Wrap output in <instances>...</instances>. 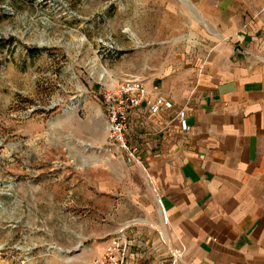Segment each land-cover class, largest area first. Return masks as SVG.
<instances>
[{
    "label": "rangeland",
    "instance_id": "rangeland-1",
    "mask_svg": "<svg viewBox=\"0 0 264 264\" xmlns=\"http://www.w3.org/2000/svg\"><path fill=\"white\" fill-rule=\"evenodd\" d=\"M254 1L0 0V264H88L156 211L146 165L107 152L100 92L131 76L193 94L210 4Z\"/></svg>",
    "mask_w": 264,
    "mask_h": 264
},
{
    "label": "crops",
    "instance_id": "crops-1",
    "mask_svg": "<svg viewBox=\"0 0 264 264\" xmlns=\"http://www.w3.org/2000/svg\"><path fill=\"white\" fill-rule=\"evenodd\" d=\"M229 4H210L221 31L193 94L165 83L173 109L130 116L158 203L124 230L130 262L264 264V0Z\"/></svg>",
    "mask_w": 264,
    "mask_h": 264
},
{
    "label": "built area",
    "instance_id": "built-area-1",
    "mask_svg": "<svg viewBox=\"0 0 264 264\" xmlns=\"http://www.w3.org/2000/svg\"><path fill=\"white\" fill-rule=\"evenodd\" d=\"M158 90L157 85L147 87L141 79L130 76L100 92L107 116V152L121 154L129 162L142 164L140 156L137 155V146L129 140V118L132 112L141 107L147 108L150 115L169 108L170 104L158 95ZM179 123L181 130H188L182 113ZM128 248V238L124 228H120L106 242L101 255L88 264H136L128 261Z\"/></svg>",
    "mask_w": 264,
    "mask_h": 264
}]
</instances>
